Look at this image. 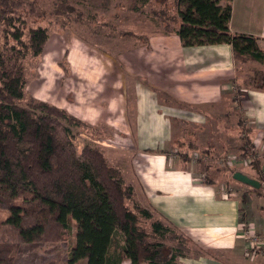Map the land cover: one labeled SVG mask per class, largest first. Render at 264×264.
Returning <instances> with one entry per match:
<instances>
[{
    "label": "trees",
    "instance_id": "obj_1",
    "mask_svg": "<svg viewBox=\"0 0 264 264\" xmlns=\"http://www.w3.org/2000/svg\"><path fill=\"white\" fill-rule=\"evenodd\" d=\"M143 1L150 6L149 16L165 34H175L183 47L226 44L237 62L264 64L259 38L230 32L231 0ZM17 5L14 0H0V28L20 47L9 49L12 58L0 52V209L10 212L0 224V264H15L13 251L19 245L63 241L72 224L69 264L83 260L84 264H121L124 260L129 264H179L182 253L189 251L187 237L166 219H153L152 207L136 203L133 187L99 146L86 142L76 151L72 129L92 140L100 138L99 131L47 102L21 104L25 96L21 61L42 53L48 33L41 27L31 29L28 41L22 42L23 29L16 26L19 19L13 16ZM57 8L60 14L76 12L64 1ZM102 26L108 38L147 40L144 34L117 30L109 22ZM9 60H13L10 67ZM260 69L242 79L245 88L264 89V81L257 82ZM249 142L246 138L241 146L242 158L250 154ZM191 146L190 151L200 149L194 143ZM250 164L261 187L249 192L264 197L259 161L256 158ZM146 221L149 230L142 226ZM4 225L9 232H3ZM116 233L122 236L123 246L114 258L110 248Z\"/></svg>",
    "mask_w": 264,
    "mask_h": 264
},
{
    "label": "crops",
    "instance_id": "obj_2",
    "mask_svg": "<svg viewBox=\"0 0 264 264\" xmlns=\"http://www.w3.org/2000/svg\"><path fill=\"white\" fill-rule=\"evenodd\" d=\"M230 6V32L259 38L258 46L264 51L261 47L264 44V0H231ZM144 35L147 36L145 43L118 36L106 37L109 39L106 46L108 41L121 46L122 50L117 53H106L97 43L96 47L91 46L83 38L76 37L69 49L68 63L57 64L73 84L68 89L61 85L51 91L56 84L53 77L54 81L47 83L49 90H45L53 97V102L36 99L66 110L100 132L104 131L102 126H122L119 134L131 142L135 137V156L144 159L139 166L142 167L139 168L141 176H136L135 182L138 179L148 189L145 198L149 200L148 206L154 209V215L166 219L182 233L209 232L211 236L203 237L205 245H202L227 252L237 264H260L258 259L244 255L245 245L242 244L240 252L236 243L243 239L240 236L242 228L264 227L261 214L264 203H254L252 210L251 205L246 206L239 199L218 198L212 185L198 182L185 165L168 158L162 146L173 139V132L164 129L172 119L179 118L183 125H195L200 131L207 118L213 116L205 112L213 109L217 115L213 119L223 116L224 121L236 126L243 121L245 137L257 131V142L251 144L256 151L261 150L257 159L264 172V157L261 158L264 156V89L238 88L244 78L229 45L183 47L175 34L159 31ZM88 47L92 48L90 53ZM81 72L85 74L80 75ZM237 107L239 113H236ZM128 112L133 116V132L128 128ZM115 135L105 136L104 140L112 141ZM199 140L200 137L185 130L179 143L181 150H189L193 143L199 147ZM159 141H162V149L160 146L158 150L153 149ZM179 154L185 155L181 151ZM105 157L116 166L114 160ZM184 162L187 166L192 164L189 160ZM131 164L133 167L134 163ZM244 175L258 177L253 172ZM214 259L197 256L192 262L229 264Z\"/></svg>",
    "mask_w": 264,
    "mask_h": 264
},
{
    "label": "rangeland",
    "instance_id": "obj_3",
    "mask_svg": "<svg viewBox=\"0 0 264 264\" xmlns=\"http://www.w3.org/2000/svg\"><path fill=\"white\" fill-rule=\"evenodd\" d=\"M14 1H16L18 5L14 10L13 16L19 19V21L15 22L16 26L23 29L22 42L25 43L28 41V33L31 29L41 27L45 28L48 33V39L43 47L42 53L37 57L28 55L23 60V62L21 61L23 75L25 77V96L21 102L23 106H25L27 101H36V103H39L42 99H46L53 102V97L48 92H45V90H49L47 84L49 81L52 82L55 80L56 82L54 87L51 88V91H55L59 88V86L61 87V85H64V87L68 89V87L73 84V82L70 81V78L63 74V72L58 68L57 64L59 62L64 64L65 61L68 63L69 49H71L76 37L83 38L86 43L90 44L91 46L96 47L97 43L98 46L106 51V53H117L122 50L120 45V47H117L115 46V43L108 41V45L106 46L105 42L110 38L106 39L105 37L106 32L108 31L104 26H102L103 23L109 22V24L115 26L117 30H131L141 34L163 31L158 21L149 16L150 14L148 13V10L150 6H146V2L143 0ZM63 1L66 2L69 7L74 8L76 12L71 13L69 10H65L63 14H60L57 7ZM139 9L142 11L140 12ZM66 12H68V14H66ZM9 30L12 29L10 28ZM101 42L105 44L101 45ZM13 46H17L16 42L12 39L10 34H5L3 29L0 28V52L2 55H4L6 58H12L13 53L10 52L9 49ZM127 47L130 48V46H125V48ZM261 47L264 49V44H262ZM17 48L20 47L17 46ZM91 50L92 48H89V53ZM94 53H96V50H94ZM12 61L9 60V67L12 66ZM238 67L241 69L243 78L250 76L252 74V70H258L261 68L262 70H260L263 72L258 74L257 82L259 84L263 83L264 64L259 66L257 64H241L238 62ZM113 69L116 70V67H113ZM84 74L85 72H81L80 75ZM53 77H55L54 80ZM243 87L244 86L241 82L238 88ZM66 92H68V90ZM37 97L41 98V100L36 99ZM51 97L52 99H50ZM238 104L240 106V103ZM237 108L238 109L236 110V113H239V107ZM205 113L213 116L207 118L204 125L200 127L202 128L200 131H198V128L195 125H183L181 121H178L180 120L179 118L175 117L176 119L174 121L172 119V123L170 121L167 124V127L164 126V129H168L167 132H173V139L169 142V144H165L162 147L165 151H167L168 158L174 160V162H180L182 166L185 165V168L189 169L193 177L198 179V182L200 181L212 185V188L215 190L218 198L231 197L236 198L237 200L239 199L240 202H243V204L246 203V206L251 205L253 210L255 206L254 203L259 201L260 205L262 202L264 203V197L251 194V192L247 191L250 189V187L231 181V179H233V175H231V173L233 172H240L244 174H250L252 172L255 173L250 162L248 160H244V158L241 157V146L245 144V139L247 138L244 135V132L246 131V124L243 121L240 122V126L229 124L228 121H224L223 116H220L221 118L217 120L213 119L217 116L215 110L213 109H208V111ZM132 122L133 116L128 112V128L133 132L134 126ZM102 127L104 129L103 132H100L98 128L97 130L99 131L100 135L102 133L103 139L100 137L94 138V140H91V138H89L85 133L83 134V132H79L77 129H72V131L75 133L73 143L76 151L79 153L86 142H90L96 146H99L102 151H110L109 153L104 151L105 155L114 160L116 167L122 172L125 183L133 187L135 191L136 203L141 206H148L149 200L145 198V194H147L146 191H148V189L146 190L143 184L138 181V179L137 183L135 182L136 176H141V174H139V168L142 167L139 166H142L144 163V159L135 156L136 148L133 147H136V138L134 137L133 142H131L129 139H125L123 134H119V130L123 129L122 126L116 125L114 127ZM185 130L193 132V134L197 135L198 138L200 137V140L198 141L200 149L198 151H190L186 148L181 150L180 139L182 138ZM113 134H116L114 136V140H104L105 136L111 137ZM258 135L259 134L256 130L251 131L249 132L248 139L251 140L250 142L256 143V137ZM161 143L162 141H159L158 146L156 145L152 148H157L158 150L159 146L161 148ZM246 145V147L249 148L250 145L248 143ZM208 146L210 148L209 150H207ZM213 148H215V150H213ZM250 149L251 146L249 150ZM180 151L185 155L180 156ZM260 151L261 150H257L258 157L261 155ZM191 155L192 157L190 159L187 158V156ZM263 157L264 156H261V158ZM185 158H187L189 163L192 164L187 166V162H184ZM229 160L232 161V164L229 162ZM132 162L134 163L133 167L131 164ZM137 184L142 186V188H140V186L138 188ZM261 214L264 215V212ZM9 215L10 212L7 208L0 209L1 225ZM153 219L160 218L157 215H154ZM149 225L150 222L147 221L142 223V226L147 230H149ZM5 227L6 225L3 226V229ZM255 228L247 227V229H252L257 234L264 233V227L261 228L255 225ZM245 231L246 228H242L240 236L242 235V232ZM3 232H9V228L6 227ZM74 232L75 228L72 224L67 230V236H65L63 241L50 244L39 241L34 245L17 246V248L13 251L15 264H69L68 256L71 250L70 247L74 244ZM183 233L188 239L189 251L182 253V256L178 260L179 264H193L192 261L193 259H196L197 256L208 257L209 259L213 260L216 258L218 261L229 264H237V262L232 260L230 255L227 254V252L218 251L214 248H205L202 245L204 244L202 238L211 236L209 232ZM4 242H6V240ZM242 244L245 245L244 249L247 250L249 248L248 242L245 240L243 241V239H238L236 246L239 248L240 252H242ZM167 245L171 247L173 246V243L169 242ZM122 246L123 238L121 235L116 233L113 237L110 248V252L113 254L114 258ZM205 252H207L208 256L205 254ZM252 254L253 255H251V259H258V263L264 264V254L258 253L256 255L254 252H252ZM77 264H84V260L79 261ZM121 264H129V261L124 260Z\"/></svg>",
    "mask_w": 264,
    "mask_h": 264
},
{
    "label": "built area",
    "instance_id": "obj_4",
    "mask_svg": "<svg viewBox=\"0 0 264 264\" xmlns=\"http://www.w3.org/2000/svg\"><path fill=\"white\" fill-rule=\"evenodd\" d=\"M250 152H249L250 155L247 158H244V160H248L251 163L252 160L258 157L255 148L252 147L250 149ZM229 162L232 164L231 160H229ZM246 231L242 232L241 235V237L249 244V248L247 250L246 249L244 250V255L246 257H250L251 255H253L252 252H254V254L256 255L258 253L264 254V233L257 234L252 229H247V228Z\"/></svg>",
    "mask_w": 264,
    "mask_h": 264
},
{
    "label": "water",
    "instance_id": "obj_5",
    "mask_svg": "<svg viewBox=\"0 0 264 264\" xmlns=\"http://www.w3.org/2000/svg\"><path fill=\"white\" fill-rule=\"evenodd\" d=\"M233 180L242 185H246L253 190H258L261 187V184L258 180L248 177L240 172H235L232 176Z\"/></svg>",
    "mask_w": 264,
    "mask_h": 264
}]
</instances>
